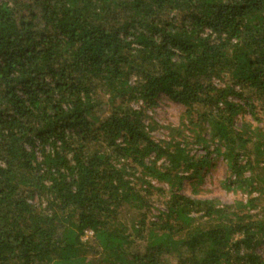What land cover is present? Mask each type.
<instances>
[{
    "label": "trees",
    "instance_id": "obj_1",
    "mask_svg": "<svg viewBox=\"0 0 264 264\" xmlns=\"http://www.w3.org/2000/svg\"><path fill=\"white\" fill-rule=\"evenodd\" d=\"M163 95L181 122L155 139ZM213 153L246 198L181 192ZM259 244L264 0H0V264H264Z\"/></svg>",
    "mask_w": 264,
    "mask_h": 264
},
{
    "label": "rangeland",
    "instance_id": "obj_2",
    "mask_svg": "<svg viewBox=\"0 0 264 264\" xmlns=\"http://www.w3.org/2000/svg\"><path fill=\"white\" fill-rule=\"evenodd\" d=\"M235 100L238 99L235 98ZM158 102V106L149 112L153 120L160 125V127L152 132V135L155 139H167L170 130L166 127L169 125L178 126L180 124L182 106L172 102L166 95L160 96ZM246 112L238 114V126L241 124L243 118L252 119L250 114ZM195 151L197 153H205V149L201 145H197ZM202 174L204 177L200 185H198L199 178L197 177L184 180L181 192L192 197L216 199L223 204H230L237 199L246 198L244 192L225 187V181H234L235 177L229 175L226 162L217 153H213L210 156V164L203 168ZM196 187L197 190L199 189L198 191ZM258 251L264 254L263 244H259Z\"/></svg>",
    "mask_w": 264,
    "mask_h": 264
}]
</instances>
